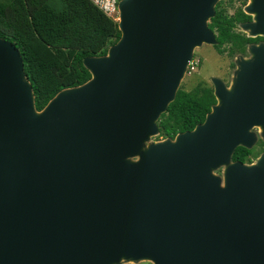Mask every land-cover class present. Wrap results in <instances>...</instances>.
Instances as JSON below:
<instances>
[{
    "label": "water",
    "instance_id": "water-1",
    "mask_svg": "<svg viewBox=\"0 0 264 264\" xmlns=\"http://www.w3.org/2000/svg\"><path fill=\"white\" fill-rule=\"evenodd\" d=\"M218 1L119 0V39L41 110L0 37V264H264V151L231 158L264 139V44L229 87L210 78L202 123L146 144L195 47L217 43ZM244 11L264 35V0Z\"/></svg>",
    "mask_w": 264,
    "mask_h": 264
},
{
    "label": "trees",
    "instance_id": "trees-1",
    "mask_svg": "<svg viewBox=\"0 0 264 264\" xmlns=\"http://www.w3.org/2000/svg\"><path fill=\"white\" fill-rule=\"evenodd\" d=\"M238 11L245 15L240 8ZM208 26L215 32L219 53L232 56L244 52L249 38L233 28L218 3ZM0 37L18 49L33 89L35 108L41 110L61 89L90 78L83 58L106 54L119 39L120 30L117 21L90 0H0ZM215 103L212 86L203 82L190 90L179 88L157 121L159 135L173 138L193 129ZM258 154L256 146H238L231 158L251 162Z\"/></svg>",
    "mask_w": 264,
    "mask_h": 264
},
{
    "label": "rangeland",
    "instance_id": "rangeland-1",
    "mask_svg": "<svg viewBox=\"0 0 264 264\" xmlns=\"http://www.w3.org/2000/svg\"><path fill=\"white\" fill-rule=\"evenodd\" d=\"M228 2V0H219L217 3L220 4V7H223L226 10L227 14L230 16L233 28L239 32H245L240 26L241 13L233 9L232 5L230 6ZM239 4V1L235 0L233 6H238ZM193 56L194 59L198 60V64L195 66L194 70L190 72L189 70H187L186 74L180 80L178 89L181 88L185 90H190L199 82H203L207 85L212 86L213 88V84L210 80L211 77L220 78L225 83V85L229 87L234 76V71L236 69V60L241 58V55L239 54H234L232 56L228 55L227 53L218 54L214 49V46L205 43L195 47ZM252 130L257 132L258 128L254 127ZM164 139H166V137L160 136L158 133L156 135L151 136L146 144L151 142L162 141ZM254 146H256V149L259 151V154L263 152L264 139L259 137ZM256 158L257 156L252 159L251 162L254 161ZM222 170L223 167L217 169L215 173L222 176ZM129 263L132 262H126L125 264ZM119 264L124 263L121 262ZM137 264H140V262Z\"/></svg>",
    "mask_w": 264,
    "mask_h": 264
},
{
    "label": "flooded vegetation",
    "instance_id": "flooded-vegetation-1",
    "mask_svg": "<svg viewBox=\"0 0 264 264\" xmlns=\"http://www.w3.org/2000/svg\"><path fill=\"white\" fill-rule=\"evenodd\" d=\"M229 2V5L231 6L232 5V8L233 9H235L236 11H238L239 10V8L241 9V11L246 15H242L241 14V21H240V23H243V22H249V21H251L252 20V16L251 15H249V14H247V13H245V11H244V9H243V7L249 2V0H238L239 1V5L238 6H233L234 5V1L235 0H228ZM230 17V16H229ZM243 17H245V18H243ZM236 30V29H235ZM237 31V30H236ZM237 32H239V31H237ZM240 34L245 38V39H247V38H249V41L248 40H246V43H245V50H244V52L242 53V54H239V53H236V54H239V55H241L242 57H244V58H247V57H249V53H248V51H247V47L249 46V45H252V44H259V43H263L264 44V35H257V36H250V35H248L246 32H240ZM216 45V44H215ZM215 45H212V46H214V49L216 50V52L218 53V54H224V53H219L218 52V50H217V48L215 47ZM225 53H227V52H225ZM259 155V154H258ZM254 159V158H253ZM146 260H141V261H138V262H133V263H129V264H137V263H139L140 262V264H151L149 261H146ZM125 264V263H124Z\"/></svg>",
    "mask_w": 264,
    "mask_h": 264
},
{
    "label": "built area",
    "instance_id": "built-area-1",
    "mask_svg": "<svg viewBox=\"0 0 264 264\" xmlns=\"http://www.w3.org/2000/svg\"><path fill=\"white\" fill-rule=\"evenodd\" d=\"M98 9H100L106 16L112 18L114 21L118 20V2L119 0H90ZM198 60L193 59L188 65L189 72L195 69Z\"/></svg>",
    "mask_w": 264,
    "mask_h": 264
}]
</instances>
